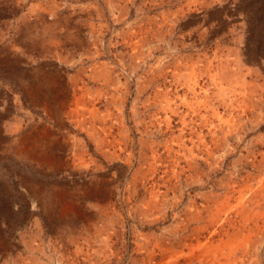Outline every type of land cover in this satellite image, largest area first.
I'll use <instances>...</instances> for the list:
<instances>
[{
  "label": "rangeland",
  "instance_id": "obj_1",
  "mask_svg": "<svg viewBox=\"0 0 264 264\" xmlns=\"http://www.w3.org/2000/svg\"><path fill=\"white\" fill-rule=\"evenodd\" d=\"M0 264H264V0H0Z\"/></svg>",
  "mask_w": 264,
  "mask_h": 264
}]
</instances>
